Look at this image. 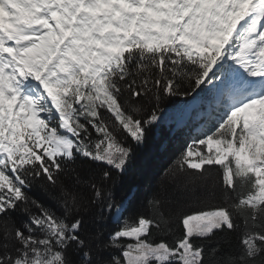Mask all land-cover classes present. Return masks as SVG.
<instances>
[{
    "label": "snow or ice",
    "instance_id": "obj_1",
    "mask_svg": "<svg viewBox=\"0 0 264 264\" xmlns=\"http://www.w3.org/2000/svg\"><path fill=\"white\" fill-rule=\"evenodd\" d=\"M0 264H264V0H0Z\"/></svg>",
    "mask_w": 264,
    "mask_h": 264
},
{
    "label": "trees",
    "instance_id": "obj_2",
    "mask_svg": "<svg viewBox=\"0 0 264 264\" xmlns=\"http://www.w3.org/2000/svg\"><path fill=\"white\" fill-rule=\"evenodd\" d=\"M179 101L166 105L162 123L150 131L146 142L136 149L135 158L117 188V199H124L133 209H143L149 194L164 178L188 140V129L177 127Z\"/></svg>",
    "mask_w": 264,
    "mask_h": 264
}]
</instances>
